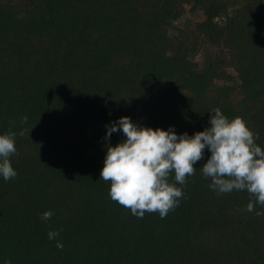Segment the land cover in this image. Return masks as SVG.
Here are the masks:
<instances>
[{
  "label": "trees",
  "instance_id": "16d2710c",
  "mask_svg": "<svg viewBox=\"0 0 264 264\" xmlns=\"http://www.w3.org/2000/svg\"><path fill=\"white\" fill-rule=\"evenodd\" d=\"M216 108L264 150V0H0V134L17 133L18 172L0 176V264H264V206L209 187L207 147L185 185L170 174L184 196L163 219L99 180L126 138L105 139L110 122L192 136Z\"/></svg>",
  "mask_w": 264,
  "mask_h": 264
},
{
  "label": "clouds",
  "instance_id": "9594fccd",
  "mask_svg": "<svg viewBox=\"0 0 264 264\" xmlns=\"http://www.w3.org/2000/svg\"><path fill=\"white\" fill-rule=\"evenodd\" d=\"M27 119L21 117L20 123L26 124ZM106 128L105 139L115 132H122L126 138L107 147L99 180L110 181V198L138 218L146 212H158L163 219L179 206L184 193L181 187L169 183L170 174L174 172L175 181L185 185L186 177L197 170L194 164L204 158L206 147L211 155L199 169L205 179H211L209 187L217 194L246 190L250 195L249 212L256 204L264 206V150L255 143L259 134L254 135L241 117L229 119L216 108L209 126L192 136L187 132L178 135L174 127H144L128 116L119 117ZM25 132L29 134L30 130L22 129L19 135ZM16 135L11 130L0 134V176L6 182L18 175L10 162V157L17 154ZM53 215L45 211L41 220L48 221ZM256 215L264 216V212ZM47 236L54 240L59 231L50 230ZM56 246L63 250L61 242L57 241ZM5 264L12 262L9 259Z\"/></svg>",
  "mask_w": 264,
  "mask_h": 264
},
{
  "label": "rangeland",
  "instance_id": "374dc122",
  "mask_svg": "<svg viewBox=\"0 0 264 264\" xmlns=\"http://www.w3.org/2000/svg\"><path fill=\"white\" fill-rule=\"evenodd\" d=\"M188 15V12L185 13V17ZM193 60H196L198 62H201L202 61V55L200 53H197L195 56H193Z\"/></svg>",
  "mask_w": 264,
  "mask_h": 264
}]
</instances>
